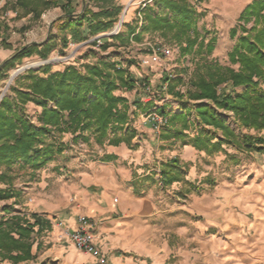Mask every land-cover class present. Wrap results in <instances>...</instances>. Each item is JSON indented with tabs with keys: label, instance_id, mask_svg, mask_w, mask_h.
Instances as JSON below:
<instances>
[{
	"label": "trees",
	"instance_id": "16d2710c",
	"mask_svg": "<svg viewBox=\"0 0 264 264\" xmlns=\"http://www.w3.org/2000/svg\"><path fill=\"white\" fill-rule=\"evenodd\" d=\"M203 1L207 0H151L137 9L141 24L138 18L123 24L132 40L139 41L146 33H158L166 41L171 38L183 53L193 57L194 68L188 81H177L179 86H184V91L181 87L176 90L174 84H167V91L179 99L182 110L167 111L165 104L155 110L165 120L162 135L208 155L224 151V145L240 154L264 155V0H252L239 15V22L243 23L238 26L241 34L229 53V61L232 65L238 64L237 69L208 61L215 39L211 37L205 42V30L201 32L198 27V21L204 15L198 6ZM101 2L98 11L87 7L78 15L67 14L58 26L62 48L68 46V35L80 41L113 27L123 7L115 0ZM52 5L57 3L15 0L10 9L19 7L35 12L39 17V10ZM250 22L252 24L247 28L246 24ZM84 30L86 34H82ZM231 33L236 36L237 30L234 28ZM109 39L123 46L129 41L117 33L100 39L103 49L107 48ZM52 49L51 41L23 46L0 67V80L6 77L8 67L24 57L37 54L46 58ZM132 64L133 61H127L123 66L121 61L110 56L81 67L70 64L56 71L46 64L36 70H27L19 78L24 89L10 87L14 95L0 101V184L4 185L0 188V199L21 195L13 186L15 170L27 169L29 176L34 178L37 171L62 156L69 148L64 141L66 134L71 135L73 142L80 139L87 142L92 137L99 145L104 142L117 145L134 137L135 131L129 128L128 99L118 91H131L139 83L147 86L149 80L133 76L128 70ZM191 100L194 103L190 104ZM28 102L40 107L38 124L26 114ZM135 105L141 107L139 100ZM147 105L143 106L145 112L153 106L152 102ZM193 112L195 120L190 118ZM225 153L226 159L240 163L235 154ZM186 167L176 156L161 161L158 171L151 170L134 182V189L156 180L162 187L182 182L184 188L178 193L185 196L197 189L185 179ZM205 181L214 185L210 178ZM48 226V221L37 215L27 217L20 211L0 217V258L12 264L32 260L33 237Z\"/></svg>",
	"mask_w": 264,
	"mask_h": 264
},
{
	"label": "rangeland",
	"instance_id": "374dc122",
	"mask_svg": "<svg viewBox=\"0 0 264 264\" xmlns=\"http://www.w3.org/2000/svg\"><path fill=\"white\" fill-rule=\"evenodd\" d=\"M52 1L57 5L39 10V17L35 12H30L32 14L30 19L25 20L22 26L19 25L18 20L4 21L10 27L5 26L0 44L9 41L10 48L8 46L6 48L9 49L10 58L20 48L31 44L51 41L53 49L46 58L33 54L8 67L5 70L6 77L0 80V101L5 96L14 95L11 86L24 89L23 81L19 78L29 69L36 70L46 64L51 66L52 71L62 70L70 64L81 67L83 64L109 56L115 61H121L123 66H126L127 61H133L134 64L128 68L129 72L139 80L147 78L149 85L142 86L139 83L138 87L131 91H118L128 99L131 118L129 128L134 130L136 135L139 127L144 128L149 124L155 131L151 137H148L152 142L149 147V152H153V157L149 153L151 164H156L157 160L165 161L176 156L183 165H187L185 179L197 187L196 191L193 190L183 196L178 193L184 188L182 182H175L169 187H162L157 180L150 183L155 212L149 218L146 235L147 243L153 246L156 258L159 256L162 264H264V155L240 154L225 145L224 151L219 150L208 155L191 145H182L180 140L165 139L161 133L164 131L163 124L159 128H153L152 122L146 117L149 112L155 111L162 104L167 105V111L182 110L179 99L167 91V84H174L177 86L176 90H179L181 86L177 84L178 79L188 81L194 68L192 55L183 53L171 38L166 41L158 33H146L139 41L130 39L123 24L132 22L136 18L141 24L142 18L137 13V9L142 4L151 3L150 0H115L123 8L110 30L80 41H75L68 35L66 48H62L60 43L61 31L58 26L62 20L67 14L78 15L87 7L98 11L102 2L101 0ZM227 1L228 3L216 4H211L210 0L203 1L198 6V10L204 12L203 17L198 21V27L201 32L205 30V42L211 37L215 39V47L207 57L208 61L237 69L238 64L230 63L229 53L241 34L238 26L243 23L239 22L238 18L248 4H246L248 0ZM1 2L12 4L15 0H1ZM126 5L128 7L122 24L117 27ZM251 24L252 22L247 23V28ZM8 28L11 32L6 35ZM234 28L237 30L236 36L231 33ZM109 32H113L111 35L120 33L128 38V45L123 46L118 41L109 39L107 48L103 49L100 39L111 35H101ZM82 34H86V30L82 31ZM93 41L96 43H92ZM157 46L164 47L170 54L158 62H150L152 49ZM6 60L8 59L0 60V67ZM43 60H48L49 63L45 64ZM28 62L39 63L23 69L10 80L13 72ZM181 89L184 91V86ZM138 100L141 107L135 105ZM151 102L153 106L145 112L143 106ZM189 103L192 104L194 101L191 100ZM25 109L31 121L38 124L40 107L28 102ZM190 118L195 120L194 112ZM190 132L194 133V131ZM250 132L255 133L253 130ZM134 137L123 143L130 149H135L138 141H141V145L148 146L149 139L143 136L135 139ZM132 140L136 144H132ZM64 141L69 144V148L62 156H58L37 171L34 178L29 176L27 169L14 171L16 178L13 186L15 190L21 192V195L0 199V215L5 207L15 213L35 205L58 204L57 200H61L64 196L69 198L67 187L72 183L80 184L83 174L92 168L93 163L98 164V160L102 161L104 146L109 145L108 142L99 145L92 137L87 142L81 139L73 142L70 134L65 135ZM225 152L235 154L240 159V163L235 164L226 159ZM146 155L144 154V160ZM145 165L132 163L130 167L133 173L144 174ZM206 178H210L214 185L210 186L205 181ZM35 179H39L37 183ZM2 187L4 185L0 184V188ZM52 244L49 241L34 260L21 264H63L62 259L51 248ZM0 264H10V261H0Z\"/></svg>",
	"mask_w": 264,
	"mask_h": 264
},
{
	"label": "crops",
	"instance_id": "0c3cea01",
	"mask_svg": "<svg viewBox=\"0 0 264 264\" xmlns=\"http://www.w3.org/2000/svg\"><path fill=\"white\" fill-rule=\"evenodd\" d=\"M251 1L248 0L246 4ZM210 3H228V1L210 0ZM5 4L0 0V40L4 35L5 26L10 27L4 21L18 20L19 25L22 26L24 21L29 20L32 15L20 8L10 9L9 2ZM9 31L11 32V29H6V35ZM0 45V60L9 59V49L6 48V46L10 48L9 41L2 42ZM136 131L134 139L142 136L149 139L154 130L147 124ZM133 140L132 144L138 143L135 149H130L123 142L104 146L102 156L106 158H102V161L98 160V164L93 163L92 168L83 174L80 184L72 183L67 187L66 192L70 195L69 198L64 196L61 200H57L58 204L54 205L42 204L19 210L27 217L35 214L49 223L48 228L33 237L35 252H33L32 260L44 245H48L51 241L53 243L51 248L62 259L63 264H98L93 255L78 250L64 234L76 227L78 216H86L94 223L95 245L99 255L106 259L107 264H162L158 255L156 258L153 246L147 243L149 218L155 212L149 184L145 183L136 190L134 182L149 174L151 170L158 171L159 162L164 160H157L156 164L152 165L149 156L150 153L153 157V152H149L151 139L147 142L148 146L141 145V141L135 143ZM144 154H147L146 160L143 159ZM141 162L146 164L145 173H133L130 165L132 163L141 165ZM38 180L35 179V183ZM6 214H12L8 207L3 208L0 217ZM56 240L58 242L55 243ZM0 261L5 260L0 258Z\"/></svg>",
	"mask_w": 264,
	"mask_h": 264
},
{
	"label": "built area",
	"instance_id": "2783aa9c",
	"mask_svg": "<svg viewBox=\"0 0 264 264\" xmlns=\"http://www.w3.org/2000/svg\"><path fill=\"white\" fill-rule=\"evenodd\" d=\"M169 54L170 52L167 49L157 46L152 49L150 62H158L160 59L168 56ZM146 117L152 122L153 128H159L165 121L164 118L155 111L149 112ZM94 229V223L88 217L78 216L76 227L72 231L65 232L64 234L65 237L69 238L73 242L78 250L93 255L98 264H107L106 259L99 255V250L95 245L96 235Z\"/></svg>",
	"mask_w": 264,
	"mask_h": 264
},
{
	"label": "water",
	"instance_id": "95a60500",
	"mask_svg": "<svg viewBox=\"0 0 264 264\" xmlns=\"http://www.w3.org/2000/svg\"><path fill=\"white\" fill-rule=\"evenodd\" d=\"M127 7H128V5L125 6V8H124V10H123V12H122V14H121V19H120V21H119L117 27H119V26L122 24L123 17H124V14H125L126 10H127ZM111 34H113V32L105 33V34H102L101 36H106V35H111ZM43 63L46 64V63H49V61H48V60H43ZM28 68H30V67H28ZM20 69H22V67H21V68H18V69L12 74V76L10 77V80H11L12 78H14V77L16 76L17 73H19L18 71H19ZM23 69H24V68H23Z\"/></svg>",
	"mask_w": 264,
	"mask_h": 264
},
{
	"label": "bare ground",
	"instance_id": "6f19581e",
	"mask_svg": "<svg viewBox=\"0 0 264 264\" xmlns=\"http://www.w3.org/2000/svg\"><path fill=\"white\" fill-rule=\"evenodd\" d=\"M39 62H28V63H26L24 66H22V69H20L18 72H20V71H22L23 70V68L24 69H26V68H28V67H33V66H31V65H36V64H38ZM15 72V71H14ZM13 72V73H14ZM13 79V78H12ZM11 79V80H12Z\"/></svg>",
	"mask_w": 264,
	"mask_h": 264
}]
</instances>
